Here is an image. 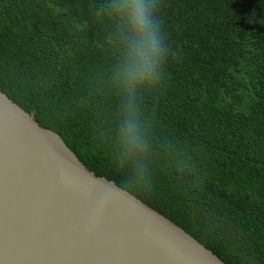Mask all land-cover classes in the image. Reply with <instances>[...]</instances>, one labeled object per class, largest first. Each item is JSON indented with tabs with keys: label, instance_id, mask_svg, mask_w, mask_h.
I'll return each mask as SVG.
<instances>
[{
	"label": "trees",
	"instance_id": "trees-1",
	"mask_svg": "<svg viewBox=\"0 0 264 264\" xmlns=\"http://www.w3.org/2000/svg\"><path fill=\"white\" fill-rule=\"evenodd\" d=\"M0 90L229 264H264V0H0Z\"/></svg>",
	"mask_w": 264,
	"mask_h": 264
},
{
	"label": "water",
	"instance_id": "water-1",
	"mask_svg": "<svg viewBox=\"0 0 264 264\" xmlns=\"http://www.w3.org/2000/svg\"><path fill=\"white\" fill-rule=\"evenodd\" d=\"M0 264L229 263L0 90Z\"/></svg>",
	"mask_w": 264,
	"mask_h": 264
}]
</instances>
